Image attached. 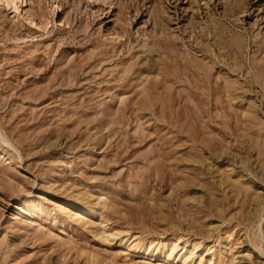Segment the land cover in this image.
<instances>
[{
	"label": "rangeland",
	"instance_id": "rangeland-1",
	"mask_svg": "<svg viewBox=\"0 0 264 264\" xmlns=\"http://www.w3.org/2000/svg\"><path fill=\"white\" fill-rule=\"evenodd\" d=\"M25 1L0 264H264V0Z\"/></svg>",
	"mask_w": 264,
	"mask_h": 264
},
{
	"label": "bare ground",
	"instance_id": "bare-ground-1",
	"mask_svg": "<svg viewBox=\"0 0 264 264\" xmlns=\"http://www.w3.org/2000/svg\"><path fill=\"white\" fill-rule=\"evenodd\" d=\"M25 1V0H24ZM21 2V1H20ZM24 3V2H23ZM25 3H26V1H25Z\"/></svg>",
	"mask_w": 264,
	"mask_h": 264
}]
</instances>
